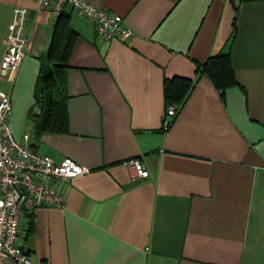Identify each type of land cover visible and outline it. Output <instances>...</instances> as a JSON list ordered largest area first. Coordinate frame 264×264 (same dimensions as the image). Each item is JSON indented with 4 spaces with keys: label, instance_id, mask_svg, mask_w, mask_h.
<instances>
[{
    "label": "crops",
    "instance_id": "crops-1",
    "mask_svg": "<svg viewBox=\"0 0 264 264\" xmlns=\"http://www.w3.org/2000/svg\"><path fill=\"white\" fill-rule=\"evenodd\" d=\"M120 15L133 36L102 41L72 11L68 133L35 134L29 117L40 58L57 17L33 0H0L2 38L12 11L28 12L27 53L15 78L11 129L36 150L91 172L64 186L63 207L21 221L33 264H264V0H87ZM229 54L237 85L198 77L168 131L166 80ZM2 84L0 83V86ZM170 106V105H169ZM149 173L131 181L125 160Z\"/></svg>",
    "mask_w": 264,
    "mask_h": 264
},
{
    "label": "built area",
    "instance_id": "built-area-1",
    "mask_svg": "<svg viewBox=\"0 0 264 264\" xmlns=\"http://www.w3.org/2000/svg\"><path fill=\"white\" fill-rule=\"evenodd\" d=\"M37 10H47L54 17L70 6L72 11L93 22L96 38L102 41H125L133 36L120 15L95 8L87 0H33ZM28 12L16 7L12 11L10 30L2 38L0 56V264H33L32 256L23 249L21 221L26 213L39 207H63L64 186L91 170L70 158L56 162L39 153L31 132L26 129L19 142L10 126L11 93L20 65L27 53ZM180 110L170 105L165 111L162 130L168 131ZM131 181L145 180L149 173L137 159L123 162Z\"/></svg>",
    "mask_w": 264,
    "mask_h": 264
},
{
    "label": "trees",
    "instance_id": "trees-1",
    "mask_svg": "<svg viewBox=\"0 0 264 264\" xmlns=\"http://www.w3.org/2000/svg\"><path fill=\"white\" fill-rule=\"evenodd\" d=\"M75 39L70 14L64 10L58 15L48 48L40 58L41 66L34 87L33 107L39 115L31 110L29 117L36 116V121L41 120L34 128L38 136L68 133L67 73ZM201 76H206L221 92L237 85L230 55L218 54L197 67L196 79L176 77L166 80L164 95L167 107L178 105L181 108Z\"/></svg>",
    "mask_w": 264,
    "mask_h": 264
},
{
    "label": "rangeland",
    "instance_id": "rangeland-1",
    "mask_svg": "<svg viewBox=\"0 0 264 264\" xmlns=\"http://www.w3.org/2000/svg\"><path fill=\"white\" fill-rule=\"evenodd\" d=\"M2 87H5V89H7V87H6L5 85H2ZM10 126H11V123H10ZM15 139H16L17 141H19V142H22V141H20V139H17V137H15Z\"/></svg>",
    "mask_w": 264,
    "mask_h": 264
}]
</instances>
